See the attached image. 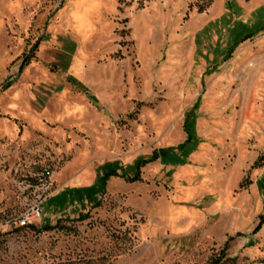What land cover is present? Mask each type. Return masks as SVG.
Segmentation results:
<instances>
[{"label": "rangeland", "instance_id": "obj_1", "mask_svg": "<svg viewBox=\"0 0 264 264\" xmlns=\"http://www.w3.org/2000/svg\"><path fill=\"white\" fill-rule=\"evenodd\" d=\"M262 8L0 0V264H264Z\"/></svg>", "mask_w": 264, "mask_h": 264}, {"label": "trees", "instance_id": "obj_2", "mask_svg": "<svg viewBox=\"0 0 264 264\" xmlns=\"http://www.w3.org/2000/svg\"><path fill=\"white\" fill-rule=\"evenodd\" d=\"M234 7H236L235 5H233ZM232 5L230 7H233ZM256 16H258V21L254 24V25H249V24H242V30L240 33V35L237 34V37L234 36V40L238 41V36H242V38H240V40L234 44V46L229 50L228 54L230 58V56L233 54V52L236 50V48L243 42L250 40L252 38H254L256 35L260 34L261 32H264V9H260L257 11ZM236 35V34H235ZM227 60V58H226ZM29 61H27L24 65L23 68L28 64ZM200 103H201V98L198 99V101L196 102V104L194 105L193 109L190 110L189 112H187L186 114V119L188 117H193L195 116L198 108L200 107ZM165 151L164 150H159V151H155L150 157L148 158H141L139 159L129 170V172H125L122 175H120L118 173L117 168H111L104 176H101L98 179V184L101 185V192L103 194L106 193V188H107V184L110 181V179L112 178H123L125 179L127 182L129 183H136V182H141L142 181V171L143 169L148 166L149 164L155 163L157 161H159L160 159H162L163 155L165 156ZM49 172L46 173L45 179L47 180L48 176H49ZM99 190H97L98 192ZM96 192V193H97ZM94 195L96 194H90L88 196V200L92 199L94 200ZM261 222L264 223V216L261 217ZM48 229H51V227H47Z\"/></svg>", "mask_w": 264, "mask_h": 264}, {"label": "built area", "instance_id": "obj_3", "mask_svg": "<svg viewBox=\"0 0 264 264\" xmlns=\"http://www.w3.org/2000/svg\"><path fill=\"white\" fill-rule=\"evenodd\" d=\"M44 213V203L39 202L35 205V207L32 209V212L30 215L21 223V226H29L31 224H34V222L40 220Z\"/></svg>", "mask_w": 264, "mask_h": 264}]
</instances>
